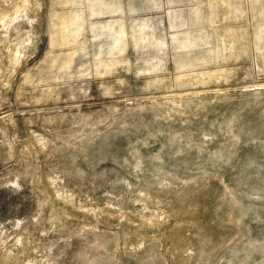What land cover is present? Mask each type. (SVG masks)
<instances>
[{
	"label": "rangeland",
	"instance_id": "1",
	"mask_svg": "<svg viewBox=\"0 0 264 264\" xmlns=\"http://www.w3.org/2000/svg\"><path fill=\"white\" fill-rule=\"evenodd\" d=\"M0 264H264V0H0Z\"/></svg>",
	"mask_w": 264,
	"mask_h": 264
}]
</instances>
